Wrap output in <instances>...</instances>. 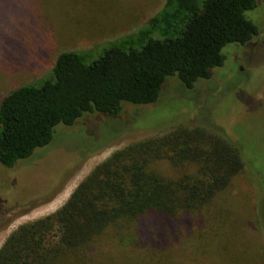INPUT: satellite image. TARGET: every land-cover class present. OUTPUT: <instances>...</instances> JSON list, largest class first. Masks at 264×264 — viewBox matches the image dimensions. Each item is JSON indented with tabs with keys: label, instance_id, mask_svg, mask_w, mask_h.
I'll list each match as a JSON object with an SVG mask.
<instances>
[{
	"label": "trees",
	"instance_id": "obj_1",
	"mask_svg": "<svg viewBox=\"0 0 264 264\" xmlns=\"http://www.w3.org/2000/svg\"><path fill=\"white\" fill-rule=\"evenodd\" d=\"M255 5L166 0L147 23L108 39L96 55L92 46L57 51L44 75L0 99V165L10 172L50 143L60 126L84 116L152 106L170 78L188 89L207 79L223 65L226 46H243L256 36L245 15ZM216 133L176 127L115 150L58 209L10 234L0 247V264H113L131 254L146 264H205L210 251L217 264H263L253 236L223 216L227 204L217 228L231 229L236 238L212 234L216 226L208 216L221 195L240 200L231 187L243 169L238 146ZM194 234L200 241L187 242Z\"/></svg>",
	"mask_w": 264,
	"mask_h": 264
},
{
	"label": "rangeland",
	"instance_id": "obj_2",
	"mask_svg": "<svg viewBox=\"0 0 264 264\" xmlns=\"http://www.w3.org/2000/svg\"><path fill=\"white\" fill-rule=\"evenodd\" d=\"M165 3L1 0L0 99L16 86L44 75L57 51L92 46V54H97L105 41L147 23ZM245 15L256 25V36L243 46H226L223 65L214 68L207 79L198 80L188 89L177 78H170L152 106L136 107V111L127 108L116 116H84L71 127L60 126L50 143L10 172L0 165V247L21 225L58 209L77 184L115 150L176 127L197 126L209 134L222 132L238 146L243 163L231 187L241 201L233 195L230 199L226 193L221 195L215 213L208 219L217 228L222 207L227 204L223 216H230L234 228L241 223L246 237L248 233L253 236L251 240L264 264V0H256L255 8ZM161 167L163 172L171 173L166 164ZM193 168L189 166L188 171ZM216 228L212 232L215 238L226 233L229 241L236 238L231 229ZM192 241L200 240L194 234L187 240ZM240 252L245 256L243 250ZM202 258L205 264H217L211 251ZM122 262L146 264L147 260L131 254L127 260L113 264Z\"/></svg>",
	"mask_w": 264,
	"mask_h": 264
}]
</instances>
